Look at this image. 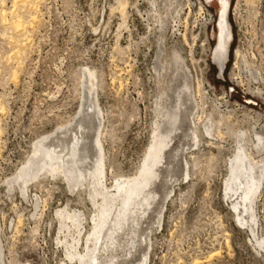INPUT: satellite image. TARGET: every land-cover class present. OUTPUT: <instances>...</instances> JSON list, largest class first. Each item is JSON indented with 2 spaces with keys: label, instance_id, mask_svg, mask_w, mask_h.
Returning a JSON list of instances; mask_svg holds the SVG:
<instances>
[{
  "label": "rangeland",
  "instance_id": "1",
  "mask_svg": "<svg viewBox=\"0 0 264 264\" xmlns=\"http://www.w3.org/2000/svg\"><path fill=\"white\" fill-rule=\"evenodd\" d=\"M13 1L0 0L3 264H60L64 257L55 244L56 211L67 206L85 212L92 208L86 195L71 193L59 177L40 175L25 194L19 182L8 185L40 148L38 143L69 154L74 136L82 137L76 157L86 172L96 166L98 138L104 182L112 188L120 179L138 178L154 132H171L172 148L181 152L170 159L171 182L156 185L150 217L137 228L140 245L123 264L143 260L144 253L147 264H264V251L248 229L239 226L225 197L229 159L236 146L229 129L259 131L264 121V101L246 94L252 88L264 90L248 76L253 71L264 78V0H232L235 12L228 21L234 42L221 78L210 57L215 18L203 19L204 7L213 15L215 8L206 0H40L33 5L37 10H19L25 20L36 15L35 24L26 26L27 41L19 46L16 41L24 37L1 18L2 11L13 10ZM204 63L210 66L207 79L215 86L214 95L201 87ZM183 98L186 106L180 105ZM185 107L192 110L189 122ZM175 110L179 118L169 120ZM212 115L222 117L223 123H213L214 130L207 133L205 125ZM189 127L199 131L197 145ZM262 154L264 159V149ZM64 158L70 159V154ZM177 159L188 164L186 179ZM256 198L260 239L264 179ZM146 235L148 246L142 242Z\"/></svg>",
  "mask_w": 264,
  "mask_h": 264
},
{
  "label": "bare ground",
  "instance_id": "2",
  "mask_svg": "<svg viewBox=\"0 0 264 264\" xmlns=\"http://www.w3.org/2000/svg\"><path fill=\"white\" fill-rule=\"evenodd\" d=\"M206 1L215 8L216 22L214 21L215 24L212 29L213 48L210 57L212 64H214V67L217 70L218 78H221L224 77V71L226 69L229 52L231 51L230 46L233 38L231 24L228 21L230 0ZM13 2V10H10V12H3L1 10V18L3 21L2 23H5L6 26L24 37L21 40L16 41V46H19V44L21 45L23 42L27 41L28 27L26 26L28 24L31 25V23L35 24L36 22V15L33 14L34 12L25 20L23 15H21L22 12L20 13L19 10L21 8L26 9L33 5H38L36 3H39L40 0H15ZM22 11L25 12V10ZM7 18L10 19L7 20ZM249 74L253 83L264 86V78H261L253 71H250L248 76ZM89 76L92 78L91 75ZM252 89L254 90L252 93L248 91L246 94L251 99L255 100L258 98L264 101V90L259 87ZM183 99L185 102L182 100L183 103L181 102L180 105L186 106V100L185 98ZM184 110L189 111L187 119L185 118L189 122L192 110H188V107H185ZM176 112L177 111L175 110V113H172V116L168 119L172 120L171 118H173V121H176L180 116L178 114L179 112ZM214 116H210L205 125V131L207 133H209L210 129L214 130V128H211L213 123H223L222 117L216 115L214 118ZM263 122L259 131H256L258 128L251 131H245V129L236 131L232 129L234 127L229 129L235 137L236 146L233 156L229 159V177L225 182V197L229 199L230 206L235 214V220L239 226L248 229L253 237L254 243L262 252L264 251V237L260 239L257 237V218L254 212V205L257 199L256 195L263 187L264 179V159L261 158L262 150L264 149ZM250 127H253V125ZM225 128L227 129V127ZM216 129L217 128H215V131ZM188 130L192 133L193 137L191 139L193 140V144L197 145L200 143L198 135L199 131H197L196 128L192 129L190 127ZM170 133L171 132L161 134L154 132L152 143L150 144V151L145 157L138 178L120 179L116 181V185L112 188L107 187L104 182V159L98 138L95 140L99 153L95 161L96 166L87 169L86 172H83L84 170L79 167L78 164L80 163V159L76 157L79 141L82 137L79 138L78 136H74L71 153H69L70 159L67 160H65L64 157L69 154L63 153L64 150L60 153L55 149L50 150L48 147L38 143L40 148L34 149L32 157L27 161L26 165H24L25 167L17 173L15 179L12 178L13 180L8 182V185L12 187L19 182L18 187L21 192L25 194V191H27V185L30 182L37 180L38 176L48 175L52 179L59 177L65 181V184L71 193L76 195L82 193V195H86L92 207L90 210H87V212L84 211V208H86L84 206L83 211L69 210L68 206L56 211L55 217L58 230L55 244L61 249L64 257V260L59 261L60 264H123V259L133 257L134 249L140 245L139 241L141 240L137 228L141 225V220L146 222L150 217V209L157 196V186H167L173 179L170 170V167H172V161L170 159L172 158L173 160L176 159V157H179L178 154L181 151L175 152V148H172L174 142L173 139L175 140V137L171 136ZM203 134L205 135V133ZM219 136L220 135L218 134V137ZM189 137L190 135L187 137L188 140ZM212 137L215 138V136ZM36 157H39V159L35 160ZM179 159H177V161ZM178 162H180L179 164L181 166L180 174L186 179L189 174L188 164L186 162L183 163L182 161ZM181 162L183 164H181ZM163 173H166V175L163 176ZM17 222L19 223V221ZM142 242L148 246L150 239L147 235L143 237ZM125 249H127V253L125 252L126 254L124 253L123 255ZM119 251L123 255H121V258L118 256ZM147 255L148 253H144L143 260L138 259V262L135 264H147ZM214 255H216V253ZM3 263L4 261L2 262L0 248V264Z\"/></svg>",
  "mask_w": 264,
  "mask_h": 264
},
{
  "label": "built area",
  "instance_id": "3",
  "mask_svg": "<svg viewBox=\"0 0 264 264\" xmlns=\"http://www.w3.org/2000/svg\"><path fill=\"white\" fill-rule=\"evenodd\" d=\"M231 3H232V0H230V12H229V14H231V16H233L234 15V12H235V10L231 7ZM209 7H204V17H203V19H208V20H210L211 22L213 21V19L214 18H216V15L214 14L213 15V13H211V11H209V9H208ZM206 27H207V25H206ZM231 30H232V33H233V28H232V26H231ZM233 42H234V37L232 38V41H231V46H232V44H233ZM209 43V42H208ZM231 46H230V48H231ZM212 64V63H211ZM212 65H214V64H212ZM209 70H210V66L207 64V63H204V77H203V79L201 80L202 81V85H201V87H202V90H204L205 91V94H207V95H209V94H211V95H214V94H216V90H215V86L214 85H212L209 81H208V79H207V74H208V72H209ZM227 95H226V93L224 92V94H223V97H226ZM249 103H251L252 105H256V102L255 101H251V100H249L248 101Z\"/></svg>",
  "mask_w": 264,
  "mask_h": 264
},
{
  "label": "flooded vegetation",
  "instance_id": "4",
  "mask_svg": "<svg viewBox=\"0 0 264 264\" xmlns=\"http://www.w3.org/2000/svg\"><path fill=\"white\" fill-rule=\"evenodd\" d=\"M215 22H216V19H215ZM215 22H214V24H215Z\"/></svg>",
  "mask_w": 264,
  "mask_h": 264
}]
</instances>
